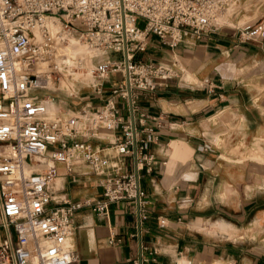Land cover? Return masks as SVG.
<instances>
[{"label": "built area", "instance_id": "2783aa9c", "mask_svg": "<svg viewBox=\"0 0 264 264\" xmlns=\"http://www.w3.org/2000/svg\"><path fill=\"white\" fill-rule=\"evenodd\" d=\"M239 1L0 0V264H76L73 215L84 207L104 216L108 204L128 201L139 227L147 217L139 171L144 163L149 170L153 158L134 126L135 92L151 91L176 73L174 64H154L138 55L150 35L174 47L218 31L224 24L219 18ZM48 19L59 23L56 32ZM236 30L243 41L263 37L264 17ZM56 40L82 44L85 52L69 65L60 62ZM43 63L47 70L41 72L36 65ZM79 70L88 71V83L74 78ZM115 73L120 82L99 103L82 102L83 94H103ZM62 79L69 86L54 87ZM65 98L82 104L47 111V101ZM123 110L129 119L123 120ZM144 118L140 113L138 123ZM142 131L153 134L150 128ZM57 166L72 183L94 177L99 196L71 200L56 194L62 190L53 188ZM117 241L110 231L107 243Z\"/></svg>", "mask_w": 264, "mask_h": 264}, {"label": "crops", "instance_id": "0c3cea01", "mask_svg": "<svg viewBox=\"0 0 264 264\" xmlns=\"http://www.w3.org/2000/svg\"><path fill=\"white\" fill-rule=\"evenodd\" d=\"M230 12L226 18L234 24L224 23L192 44L168 47L149 36L138 56L174 64L176 76L151 91L135 92L134 126L153 158L149 170L144 163L139 171L147 217L136 228L125 200L108 204L104 216L86 207L77 210L71 237L76 264H132L134 258L140 264H264V238L242 232L264 223V195L255 191L245 198L250 187L240 167L246 159L226 156L228 142L240 146L264 134V36L243 41L236 30L264 17V0H240ZM115 74L117 79L112 74L104 83L103 94H83L90 98L82 102L99 103L120 82ZM46 105L57 109L52 101ZM129 116L123 110V120ZM57 171L53 188L62 190L56 194L71 200L99 196L94 177L72 183L61 166ZM110 231L116 243H107Z\"/></svg>", "mask_w": 264, "mask_h": 264}, {"label": "rangeland", "instance_id": "374dc122", "mask_svg": "<svg viewBox=\"0 0 264 264\" xmlns=\"http://www.w3.org/2000/svg\"><path fill=\"white\" fill-rule=\"evenodd\" d=\"M231 23L234 24V22L232 21ZM231 23H228V24L231 25ZM136 24L137 26H141L143 24V21L141 19H138L136 21ZM49 26L52 29L53 33L56 32L59 28L54 24H49ZM55 45L57 47V51L61 52L63 55L59 59L60 62H63L67 58L71 62L72 57L78 54L80 55L83 54L86 49L85 46H83L82 44H77L73 41H71L69 45H62L60 44V42L56 40ZM111 58H115L114 55ZM44 65L45 67H47L45 63ZM38 66L39 65L37 64L36 67ZM45 70H47V68H45ZM80 71L81 70H79V72L74 73V78L76 79L79 78L82 83H88L90 79L89 77L85 76V74H87L88 71L86 72L84 71L80 72ZM183 75H185V78L187 80L191 79L188 71H184ZM112 77L117 79L116 74H113ZM48 86L50 88H53V86L49 83H48ZM66 86H69V85L64 79L60 80L59 85H54V87H57L58 89H62ZM113 86H116V84H114ZM56 91H57L56 94L59 95V97L64 98L62 91L60 90H56ZM82 98L88 99L90 97L88 95H83ZM80 104L82 103L76 99H73V98L66 99L65 98V100H61L60 102H57L56 106L61 107V108L62 107L71 108L73 107V105H75L74 108H77ZM56 110H57L56 107L51 106L48 112H54ZM226 152L228 153L226 154V156L229 157L230 159H235L238 156H239V160L246 159L243 161V164H241V167H240V169L243 171V174H244V180H245L244 184H248L250 187V189H248L247 194L245 195V198H247L249 195H252L251 193L255 191L262 192L264 195V134L257 135L253 139L247 138L245 139L243 143H241L240 146H237L236 144L228 142L226 145ZM70 187H75V185H70ZM248 228L249 230L244 229L246 231H242L245 233V234L243 233V236L247 235L248 237H253L256 240H260L264 238V223L260 226L259 229L253 228L251 226H248Z\"/></svg>", "mask_w": 264, "mask_h": 264}, {"label": "bare ground", "instance_id": "6f19581e", "mask_svg": "<svg viewBox=\"0 0 264 264\" xmlns=\"http://www.w3.org/2000/svg\"><path fill=\"white\" fill-rule=\"evenodd\" d=\"M229 13H232V12H229ZM227 15V14H226ZM226 15H223V16H221L220 18H219V22L220 23H225V26H226V24L227 25H229L228 23L230 22L227 18H226ZM233 15V14H232ZM229 16V15H228ZM46 24H47V26H48V28L50 29V31L52 32V29L50 28V26H49V24H54V25H56L57 27H59V23L57 22V21H53L52 19H48V20H46ZM85 52V51H84ZM70 55V54H69ZM63 62H65V64H71V62L68 60V58L67 59H65ZM39 66L37 67L41 72H43V71H46L45 70V68H47V67H45V65H44V63L43 64H38ZM40 65H41V67H40ZM85 76H87V77H89V79H91L90 78V76L88 75V73L87 74H85ZM44 83V82H43ZM48 83L49 82H47V86H48ZM46 107H47V105H46ZM49 110V108L47 107V111ZM30 170V169H29ZM28 169H27V171H29ZM57 185V184H56Z\"/></svg>", "mask_w": 264, "mask_h": 264}, {"label": "water", "instance_id": "95a60500", "mask_svg": "<svg viewBox=\"0 0 264 264\" xmlns=\"http://www.w3.org/2000/svg\"><path fill=\"white\" fill-rule=\"evenodd\" d=\"M125 84H126V88H127V93H128V96H129V88H128V84H127V78L125 77ZM129 100V98H128Z\"/></svg>", "mask_w": 264, "mask_h": 264}]
</instances>
